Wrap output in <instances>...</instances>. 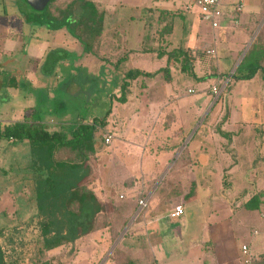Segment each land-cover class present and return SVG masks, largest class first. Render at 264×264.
<instances>
[{"label":"rangeland","instance_id":"rangeland-1","mask_svg":"<svg viewBox=\"0 0 264 264\" xmlns=\"http://www.w3.org/2000/svg\"><path fill=\"white\" fill-rule=\"evenodd\" d=\"M67 1L56 0L51 7L52 13L59 15V7ZM97 1L102 2L105 11L102 30L91 36L79 26L78 32L89 46L85 49L86 45L67 28L53 30L49 24L41 26L35 21V10L27 0H0L2 123L22 120L24 113L28 114V110L36 107L49 128L67 129L81 117H98L100 120L111 108L107 126L99 131L100 147L88 152V179L105 211L97 220L98 229L62 247L42 251V242L36 240L39 228L35 215L38 209L31 198L35 190V172L29 143H0V225L5 230L0 243L7 264H36L40 260H50L52 264H118L123 254L131 258L125 237L133 232H129L124 218L126 203L131 197L135 198L132 207L142 206L140 200L151 203L156 200L153 195L158 184L142 183L137 171L142 158L129 163L127 150L114 149L112 143L123 138L125 127H135L148 135L152 133L148 145L152 148L162 145L164 149L167 144H173L168 136L180 126L184 127L185 133L180 142L182 147L194 137L198 141L196 144L204 142L230 147L236 144L238 150L244 144L261 145V151L255 150L256 147L254 152L243 151L244 164L239 162L238 167L222 169L223 176L210 178L205 188L209 187L211 192L203 188L194 190L190 184L182 185L183 191L186 188L190 193L197 192L196 199L188 206L193 225H218L212 227V233L221 229L214 234L221 238L219 245L234 244L244 261L238 259V263L248 264L245 258L252 257L253 253L245 255L242 245H253L257 256L264 253V202L259 210H248L243 206L234 211L232 205L240 206L251 197L248 193L264 188V110L260 104L254 107L255 103L248 100L259 90L264 93V80L261 74L250 81L238 82L231 78L236 65L241 63L255 39L261 36L264 0H259L258 6L252 5L254 9L246 8L240 26L217 40L212 25L199 14L195 0ZM190 5H193L192 9H189ZM82 14L81 10L76 12L79 17ZM27 16H31L28 21ZM168 26H173L170 34L164 32ZM208 34L213 39L206 38ZM234 37H239L242 43L237 51L227 46L228 39ZM261 41L264 42V30ZM180 47L190 55L189 66L195 76L182 70L181 59L170 61L168 73L164 70L169 53ZM210 47H216L218 55L210 56L204 52ZM58 53L62 59H57ZM160 53L165 54L161 57ZM47 57L49 62L44 64ZM224 57L233 61L226 63ZM133 68L159 72L151 78L144 76L137 80L127 102L122 103L117 100L121 95L120 86L125 72ZM169 75L170 81L167 79ZM12 76L18 85H22L10 86ZM215 85L218 86L217 92L213 89ZM240 105L246 113L251 111L255 115L248 117L256 122H248L244 130L240 128L243 132L237 128L239 114L235 111ZM174 116L176 120L173 122ZM221 131L229 135L223 136ZM109 135L113 139L111 143L105 139ZM137 136L142 138L145 133L140 132ZM160 154L159 163L153 162L154 169L164 166L171 155L170 151ZM162 174L163 170L154 179L158 181ZM129 179L135 181L133 187L127 183ZM177 204L180 203L174 206ZM209 207L213 211L215 207L217 211L210 212Z\"/></svg>","mask_w":264,"mask_h":264},{"label":"trees","instance_id":"trees-1","mask_svg":"<svg viewBox=\"0 0 264 264\" xmlns=\"http://www.w3.org/2000/svg\"><path fill=\"white\" fill-rule=\"evenodd\" d=\"M27 2L35 10L34 20L38 21L41 26L49 24V27L53 30L67 28L73 36L86 45L85 49H89V46L81 33L78 32L79 26L81 29L84 28V32L91 36L101 33L105 11L100 1L68 0L63 7L58 6L59 15L53 14L51 11V7H53L56 0L45 1L42 6H33L28 0ZM79 10L82 11L83 16L79 17L76 15ZM178 13L182 15V13ZM30 19L31 16L30 18L26 17L27 21ZM172 27H166L164 32L172 33ZM262 31L259 33L261 36L255 39L252 46L245 53L231 80H251L259 74L262 75L264 80V42L261 41ZM208 49H204V52L206 53ZM58 54L57 59H62L61 53ZM164 54L160 53V56L163 57ZM173 59H181L183 61L182 70L189 71L190 74L195 76V72L190 70L191 57L187 51L180 47L169 53L168 65L164 68L167 73L170 69V61H173ZM47 62H49L48 57L44 64ZM44 72L47 73L48 71ZM158 72L144 71L138 68L129 69L123 77V82L120 86L121 95L117 97V100L126 103L131 87L137 80L144 76L151 78ZM13 73H16V70ZM167 79L171 80L170 75L167 76ZM17 82L14 76L10 78V86L18 87L22 85H18ZM32 110H28V114L24 113L22 120L3 123L0 121V143L3 141H27L29 143L32 153V169L35 172V190L31 198L35 200L38 209L35 215L39 228L36 240L42 242L43 247L41 250L46 251L74 243L99 228L97 220L105 211V206L93 188H91V180L88 179V152L95 151L100 144L99 131L100 128L107 126V116L110 114L111 108L108 109L105 117L100 120L98 117H93L92 119L81 117L72 127L67 129L49 128L43 122V118L39 115L40 113L36 107L32 108ZM179 131L178 135H171V137L181 136L184 129L180 128ZM221 134L223 136L229 135L224 131H221ZM194 138L184 148L179 158V163L174 167L175 169L182 167L185 163L196 162L191 151L192 148L198 146L196 144L198 141L194 140ZM197 139L200 141L199 138ZM127 183L131 187L135 185L133 179H129ZM182 185L184 183H175L168 178L158 185L155 193L159 196L164 194L162 201L165 198L164 202L167 203L169 196L184 192ZM263 202L264 188L254 192L249 199L244 201L243 206L248 210H259ZM4 231V226L0 225V240L5 234ZM124 255L120 261H117L118 264H137L133 258H128V255ZM260 258L264 259V253L260 255ZM0 264H7L1 243ZM36 264H52V262L50 260H40Z\"/></svg>","mask_w":264,"mask_h":264},{"label":"crops","instance_id":"crops-1","mask_svg":"<svg viewBox=\"0 0 264 264\" xmlns=\"http://www.w3.org/2000/svg\"><path fill=\"white\" fill-rule=\"evenodd\" d=\"M232 2L241 4L243 6V10L239 13L231 12L224 16L223 20L221 21L220 27L213 29L215 40L220 39L221 37L223 38L224 36H227L232 30L237 29L241 24L240 22L244 14L247 13L246 8L248 9L251 7V9H254L255 7L252 5L258 6L259 4V0H232ZM236 18L238 20L240 18L238 26H234L233 24V20ZM205 37L213 39V37L209 34ZM234 39H228L227 46L230 50H234L235 48V51H237L238 47L242 46V43H240L241 39H239V37L237 39L236 37H234ZM215 49V55H218V49L216 47ZM224 60V62L226 63H231L233 61L231 58H225ZM238 65L239 63L236 65V68L238 67ZM248 100L255 103L254 107H258V105L260 104L261 108L263 107L264 110V93L262 90H259L258 92H256V94L253 93L252 97H249ZM235 108V111L239 114L237 116V128L239 131L240 128H242L243 130L246 129L248 122H252L253 124L256 123L255 120H252L250 117H248L255 116L251 111L246 113L242 105L236 106ZM251 109H253L252 106ZM172 120L174 122L176 120V116H174ZM240 123H242V125H240ZM169 125L171 127L170 122ZM125 128L123 129L124 135H122V139H118L116 141H113L112 139L109 143L113 141L112 147H114V149H119L120 151H122L123 149L124 152L125 150H127L130 161L129 163L137 161V158L138 160H141L142 158V160L138 163L139 169L137 171H139L138 174L141 175L140 180L142 179V183L146 185L156 182L159 185L165 179L169 178V180H172L175 183H184V185L190 184L193 186L192 188L194 190L198 191L200 188H203L205 190L208 189L209 192H211L209 187L205 188V185H209L210 178L218 175L223 176V173L220 172L222 171V169L226 170L231 169L232 167H238V163L243 162V151L250 150L251 152H254L255 147V150L258 149L259 151H261V145L257 147L254 143L244 144L245 146H242V149L238 150V145L236 144L232 145L231 147L223 144H219V146H212L210 144L201 142L198 144V146H196V148L191 149L193 158L196 162L185 163L182 167H178L177 171H174L173 169L179 163V158L187 145L183 147L180 146L181 139L182 137L184 138V131L182 132L181 136L171 137V135H178V133H180V128L184 129L183 126L178 127L176 131L168 136V139H170L173 144H167L164 149H162V145L161 147L157 146L154 148H152L150 144L148 145L147 142L149 141V138H151L152 133L148 135V132L141 129L135 130V127H127L128 129ZM140 132L145 133V136L139 138L137 135H139ZM139 140L142 142H137ZM99 145L96 148L100 147ZM127 146H129L128 149ZM150 146L151 148H149ZM163 151H170L171 155L166 160L164 166H159L154 169L153 162L156 161L157 164L159 163V159L161 157L160 153ZM229 151L231 153H229ZM236 154L239 157V161H237L238 157H233V155L235 156ZM131 166L132 164L129 167ZM205 168L214 170L207 172ZM162 170L163 176L161 175L162 177H160V179H158L157 181L154 178L157 177L158 173L161 174ZM184 190H186L184 191L185 193L183 192L181 194H176L175 196H169L167 198V203L164 202L165 200L162 201V196L164 194L159 196L155 193L153 197L156 200H152L151 203H148L147 207L144 209L138 206L132 207L135 198H129L126 203L129 208L127 207V210L124 213V218H126V226L129 232H133L131 236L127 234L128 237H125L128 239V250H131V258H133L137 262V264H239L238 259L241 262H244L242 257L238 255V250L236 246H234V244L232 246H230V244H227V246L223 244L219 245V243L221 242V238H216L214 234L216 235L217 232L221 229L218 228L217 231L212 233V227H218V225L215 224L211 227H208L206 224L204 225L199 223L197 226L193 225L192 214L190 213V209L188 208V206L191 201L196 199L197 192L194 191V193H190V189L188 190L186 188ZM199 193H202V191ZM140 194L141 193L139 192V198ZM253 194L254 192L251 194L248 193V195L250 196H252ZM243 195L244 194H242L241 197H244ZM238 197L237 199L240 200V197ZM176 203H181L184 205L185 214L187 213V215H183L180 218H172L170 216V213L174 208L173 206ZM232 206L234 211L241 210L243 208V203L240 206L233 203ZM210 207V212L217 211L215 207L214 211L212 208L210 209ZM244 245H247L249 247V253H253L250 262H247L250 257H244L246 263L258 264L264 262L263 258H260V255L262 253L257 256L253 245L249 243H246ZM230 248L232 249V251L230 250Z\"/></svg>","mask_w":264,"mask_h":264},{"label":"built area","instance_id":"built-area-1","mask_svg":"<svg viewBox=\"0 0 264 264\" xmlns=\"http://www.w3.org/2000/svg\"><path fill=\"white\" fill-rule=\"evenodd\" d=\"M195 4L197 5L199 9V14L202 16V18L206 21H208L212 27L218 28L221 25V21L223 20L224 16L226 14H229L231 12L239 13L243 10V6L238 3H233L232 0H195ZM193 5L189 6V9H192ZM239 20L236 18L233 20L234 26H237L239 24ZM209 54L215 55L216 49H208L207 51ZM214 91H218V87H213ZM106 141L110 142L112 139V136H106ZM140 208L146 207V200H140ZM185 212V207L183 204H177L174 206L172 212L170 213V216L172 218H180ZM243 251L245 254H249V247L247 245H243ZM250 257V258H249ZM248 260H251V256H249Z\"/></svg>","mask_w":264,"mask_h":264},{"label":"water","instance_id":"water-1","mask_svg":"<svg viewBox=\"0 0 264 264\" xmlns=\"http://www.w3.org/2000/svg\"><path fill=\"white\" fill-rule=\"evenodd\" d=\"M33 6H42L48 0H28Z\"/></svg>","mask_w":264,"mask_h":264}]
</instances>
